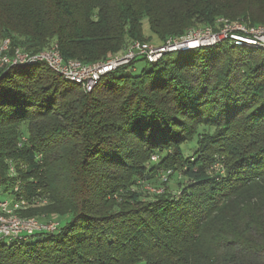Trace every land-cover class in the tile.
Returning <instances> with one entry per match:
<instances>
[{
    "label": "trees",
    "instance_id": "trees-1",
    "mask_svg": "<svg viewBox=\"0 0 264 264\" xmlns=\"http://www.w3.org/2000/svg\"><path fill=\"white\" fill-rule=\"evenodd\" d=\"M224 20L264 25V0H0V55L55 46L94 63ZM170 168L177 189H133ZM15 183L20 214L59 227L0 243V264H264V50L139 57L90 92L44 62L0 67V195Z\"/></svg>",
    "mask_w": 264,
    "mask_h": 264
},
{
    "label": "built area",
    "instance_id": "built-area-1",
    "mask_svg": "<svg viewBox=\"0 0 264 264\" xmlns=\"http://www.w3.org/2000/svg\"><path fill=\"white\" fill-rule=\"evenodd\" d=\"M225 39L239 47L264 50V25L249 26L240 22L224 20L221 29L216 32L208 27L192 30L182 39H168L161 45L135 41L121 54H116L103 61L86 64L77 59H64L55 46L35 54H28L16 48L10 55L2 53L0 64L11 62L20 65L44 62L55 73L79 85L85 92H90L103 75L124 64H129L136 58L142 57L148 62H155L168 52L213 45ZM186 42H189L192 47H185L184 43ZM8 50L9 42L5 40L0 47V52ZM21 143L18 145L20 146ZM10 170L14 171L13 168ZM13 192V197L0 195V240L7 239L21 244L38 233H53L58 230L59 223L55 220L46 221L36 216L20 214L21 210L29 206V202L23 197L18 183L14 184Z\"/></svg>",
    "mask_w": 264,
    "mask_h": 264
},
{
    "label": "rangeland",
    "instance_id": "rangeland-1",
    "mask_svg": "<svg viewBox=\"0 0 264 264\" xmlns=\"http://www.w3.org/2000/svg\"><path fill=\"white\" fill-rule=\"evenodd\" d=\"M198 29H200V28H198ZM193 30H197V28L193 29ZM188 34H189V32L185 36H187ZM183 37H184V35H183ZM141 43H143V42H141ZM146 43L156 45L154 42H146ZM1 45H0V47H1ZM205 46H209V45H205ZM196 48H198V47H196ZM190 49H194V48H190ZM186 50H189V49H186ZM177 51H179V50H177ZM119 54H121V53H119ZM124 65H127V64H124ZM135 67L137 68V71H138L143 67H147V64L145 63L144 60L139 59L136 61ZM201 136H206V135L199 134L198 138L200 139ZM194 143H195V140H193L192 142H186L183 144L182 149L186 151V156H192L193 155L194 148H192V145ZM161 155H162V153L153 154L151 156V161L156 163L160 159ZM213 164H214V162H212V165ZM224 169H225L224 161L218 162V163H215L213 166H210L208 168V174H212V175L217 174V173L222 174L224 172L223 171ZM180 170L174 171L173 169L170 168V169L160 170L157 172H154V171L148 172V174L138 178L139 181H137V182H140L141 186H133V189L142 190V192L146 195H151V194L162 192L163 187H165V186H170L172 190H175V189H177L176 187L178 184L181 185V183L184 184L187 181V177H185L183 175L184 172L182 170L181 171ZM151 175L153 176L152 178L150 177ZM166 179H167V181L162 184V181L163 180L165 181ZM166 189H169V187H166ZM8 242H9V240H7V239L0 240V243H8Z\"/></svg>",
    "mask_w": 264,
    "mask_h": 264
},
{
    "label": "water",
    "instance_id": "water-1",
    "mask_svg": "<svg viewBox=\"0 0 264 264\" xmlns=\"http://www.w3.org/2000/svg\"><path fill=\"white\" fill-rule=\"evenodd\" d=\"M182 37L183 36H181V37H176V38H170V39H175V40H178V39H182ZM184 37H185V35H184ZM193 44V43H192ZM184 46L185 47H187V48H189V47H192V45L189 43V42H186V43H184ZM195 46V45H194ZM15 64H13V63H11V62H6V63H2V64H0V67H11V66H14Z\"/></svg>",
    "mask_w": 264,
    "mask_h": 264
}]
</instances>
